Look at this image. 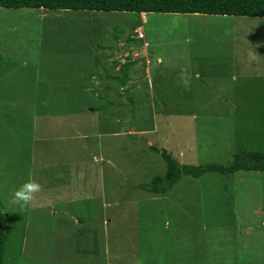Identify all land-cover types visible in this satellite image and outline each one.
I'll list each match as a JSON object with an SVG mask.
<instances>
[{
  "label": "rangeland",
  "instance_id": "374dc122",
  "mask_svg": "<svg viewBox=\"0 0 264 264\" xmlns=\"http://www.w3.org/2000/svg\"><path fill=\"white\" fill-rule=\"evenodd\" d=\"M118 49L138 82L121 91L99 62ZM149 146L193 166L264 151V18L0 8L2 264H264V172L152 195Z\"/></svg>",
  "mask_w": 264,
  "mask_h": 264
},
{
  "label": "trees",
  "instance_id": "16d2710c",
  "mask_svg": "<svg viewBox=\"0 0 264 264\" xmlns=\"http://www.w3.org/2000/svg\"><path fill=\"white\" fill-rule=\"evenodd\" d=\"M0 8H30L49 11H96L155 14H188L208 16H236L264 18V0H0ZM119 66L120 85L127 81L126 70L132 63H116ZM130 110L133 109L130 101ZM164 164L160 176L151 177L137 187L152 195H163L180 177L198 178L206 173L222 176L237 172H264V151L237 148L232 160L226 165L208 163L204 165L179 164L165 150L149 146ZM3 215L0 213V264H2L5 235Z\"/></svg>",
  "mask_w": 264,
  "mask_h": 264
},
{
  "label": "clouds",
  "instance_id": "9594fccd",
  "mask_svg": "<svg viewBox=\"0 0 264 264\" xmlns=\"http://www.w3.org/2000/svg\"><path fill=\"white\" fill-rule=\"evenodd\" d=\"M191 75L187 69L180 73L181 84L186 91L191 90ZM42 186L34 180L22 184L13 194L14 202L22 209H27L36 200L37 194L42 191Z\"/></svg>",
  "mask_w": 264,
  "mask_h": 264
},
{
  "label": "crops",
  "instance_id": "0c3cea01",
  "mask_svg": "<svg viewBox=\"0 0 264 264\" xmlns=\"http://www.w3.org/2000/svg\"><path fill=\"white\" fill-rule=\"evenodd\" d=\"M38 10H42V9H38ZM140 15V17H141V19L143 18V16L145 15L144 13H140L139 14ZM139 31V30H138ZM141 33V32H140ZM139 32H138V34H140ZM143 38V36L141 37V39ZM143 45H145V44H143ZM120 49H118V50H116V52H115V55H116V57H111L112 55L111 54H107V52L105 53V51L102 53L101 52V54L103 55V58H102V60H99V62H104V63H106V66L108 67L109 65H110V72H114V71H117V73H119V66H118V64H116V63H119V64H122V63H124V59L122 60V58H121V56H120V54H121V52L119 51ZM68 54V53H70V52H62L61 51V54ZM76 54V53H75ZM94 54H96L95 52H94ZM77 55V57H80V54H76ZM99 55V54H98ZM144 55H146L145 54V51H144ZM55 61L57 60L56 58L54 59ZM117 60V61H116ZM135 59H131V62H133L132 63V65L134 64V61ZM62 60L61 59H59V62H61ZM111 63V64H110ZM145 64H147V61H145ZM131 65V66H132ZM132 72H133V68L131 67H129L127 70H126V76H127V81L125 82V84H124V86H121L120 85V82H119V91H121V90H123L124 88H133V87H135V86H133V84H134V82L135 83H138V82H136V81H132L131 80V75H132ZM110 75V74H109ZM111 76H114V75H111ZM110 81H112V80H110ZM111 87V85H109L108 83L106 84V83H104L103 84V86H102V89H104L106 92H108V88H110ZM114 90V89H113ZM120 94V93H119ZM132 94V91H130L129 92V94L127 95V97L129 96V95H131ZM61 95H63V93H61ZM137 95V94H136ZM131 96H134V95H131ZM107 101L106 102H108V103H111V100L109 99L111 96L109 95V93H107Z\"/></svg>",
  "mask_w": 264,
  "mask_h": 264
},
{
  "label": "built area",
  "instance_id": "2783aa9c",
  "mask_svg": "<svg viewBox=\"0 0 264 264\" xmlns=\"http://www.w3.org/2000/svg\"><path fill=\"white\" fill-rule=\"evenodd\" d=\"M137 38L141 39V35L137 33ZM134 55V54H133Z\"/></svg>",
  "mask_w": 264,
  "mask_h": 264
}]
</instances>
